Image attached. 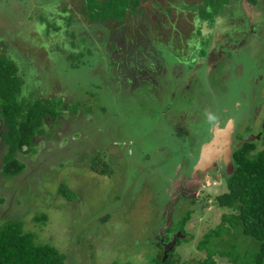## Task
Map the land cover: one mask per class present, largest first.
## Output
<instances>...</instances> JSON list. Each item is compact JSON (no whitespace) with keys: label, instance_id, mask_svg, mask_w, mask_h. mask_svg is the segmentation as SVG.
Wrapping results in <instances>:
<instances>
[{"label":"rangeland","instance_id":"rangeland-1","mask_svg":"<svg viewBox=\"0 0 264 264\" xmlns=\"http://www.w3.org/2000/svg\"><path fill=\"white\" fill-rule=\"evenodd\" d=\"M241 1H232L231 7H227L233 11L239 4L241 14L233 11L229 18L218 19L213 35L208 37L212 41L209 45L211 50L208 47L205 51L207 66L198 73L195 88L201 87V93L204 89L205 99L210 104H201L199 97L193 95L187 98L181 94V98H175L174 102L172 99L169 109L182 108L186 114L181 116L179 112L174 115L176 121L171 127L168 124L170 110L164 111L169 106V102L166 103L170 100L168 93L152 102L153 97L145 87L143 89V83L135 91L142 100H131V106L128 100L120 102L124 92L120 91L119 82L114 80L113 69L104 68L96 73L95 68L80 67L77 52L81 50L73 47L71 33L67 32L72 30L79 40L81 36L87 37L90 47L104 53L108 44L116 49L120 47L117 54H113L115 60H121L127 51L133 50V41L136 44L141 41L138 44L141 45L150 40L182 53L179 59L184 60L183 44L189 40L191 32L193 36L197 34L199 26H192L193 18L183 11L188 9L187 5L201 0H147L141 3V16L136 13L124 24L103 26L106 28L107 45L103 42L105 34L100 27L86 21L81 13L83 0H0V27L6 25V30H0V38L9 41L10 54L18 62V67L22 70L21 59L24 56L17 47L19 41L27 44L28 36L35 37L38 47L33 50L41 55L38 58L42 61L38 66L41 73L61 76L57 83L63 88L58 94L61 97H53L55 103L61 108L66 102L72 109L82 108V104L89 109L91 107L88 114L79 111L71 118L72 113H66L65 118L62 114L63 125H59L60 120L57 119L49 128H44L47 136L37 139V153L24 157L26 169L16 178L0 176V194L4 195L3 199L0 197L4 201L0 224L11 219L21 223L23 230L33 234L38 244L57 249L65 264H149L157 257L155 254L167 250L166 244L163 247L156 244V239L159 240L157 228L162 223L160 214L174 203L181 207L180 215H184L186 209L193 215L186 226L190 238L169 250L167 258L174 255V259L178 257L181 260L180 264L203 260L205 254L196 249L197 243L209 229L220 223L223 214L230 213L214 203L216 196L227 192L222 178L225 165L219 159L225 162L226 173H230L228 152L237 145L234 139H256L264 126V0H259L257 8L249 6L245 0ZM242 12L245 15L241 16ZM42 15L47 23L59 27V32L51 31L46 35L47 26L36 25ZM68 16L73 21L66 30L63 21ZM22 24L27 27V32L22 29L19 33L18 28L19 25L22 28ZM15 25V28H10ZM202 33L207 38L208 30L203 27ZM148 45L150 43L146 49ZM8 46L0 42V54H8ZM210 51L216 54L209 63ZM189 52L192 53L191 50ZM220 55L221 59H215ZM171 59L167 58L168 64L173 61ZM208 69L218 70L211 84ZM30 70L26 76L32 82L33 71ZM117 72L121 75L119 69ZM93 74L109 81L111 87L97 90L100 83ZM45 77L38 74L40 83L48 86L45 89H51L53 85ZM89 93L94 94L95 100L89 97ZM109 103L110 109H114V114L116 112L114 125H122L120 128L116 126L114 131L106 124L112 122V116L109 112H102ZM124 105L130 112L124 113L123 117L131 115L132 108L137 107L141 119L146 120L145 125L134 129L133 117L125 118L124 122L120 116L123 110L126 111ZM125 123L131 124V130L125 128ZM2 130L4 128L0 125V133ZM69 133H72L70 137ZM118 137L131 141L117 143L114 140ZM209 147L211 151L206 154ZM97 150L101 157L110 153L114 158L112 176H98L90 170L91 158ZM213 152L218 155L216 164L210 158L204 160L208 156H213L214 160ZM6 153L7 147L5 150L0 140V157ZM130 157L134 159L133 164L127 160ZM201 163L205 164L208 172L196 189L192 182L200 179L196 174V169H199L196 164ZM183 179L187 182L183 186L186 191L196 189L194 196L181 191L173 197L177 199L170 200L172 203L165 202L164 194L170 188L165 182H181ZM184 195L191 197L192 205L187 204V199H182L186 197ZM173 234L178 236L176 232ZM241 240L229 238L226 243L210 240L209 247L239 253L255 249L252 243L246 247L245 241L249 243L250 239ZM216 264L230 263L216 258Z\"/></svg>","mask_w":264,"mask_h":264},{"label":"trees","instance_id":"trees-1","mask_svg":"<svg viewBox=\"0 0 264 264\" xmlns=\"http://www.w3.org/2000/svg\"><path fill=\"white\" fill-rule=\"evenodd\" d=\"M146 1L147 0H83L84 4L81 13L86 21L100 27V30L105 34L103 42L107 45L106 28L103 26L112 23L124 24L129 17L136 13L141 16L143 13L141 12V3ZM232 1L239 3V0H201L199 3L186 6L188 9L183 12L187 14L190 13L193 18L192 26L196 25L199 26V28L196 32L197 34L193 36L194 33L191 32L189 40L183 44L182 51L185 54L184 60L179 59L182 53H176L170 46H165L149 39V42H143L141 45H138L141 41L138 44L133 41V50L127 51L123 58L121 60L118 59V61L115 60L116 57L113 54H117V49L120 47L116 49L114 45L111 47L108 44L106 47L107 49L104 47L106 52L104 53L101 50L97 51L90 47V40H88L87 37L81 36V40H79L78 35L74 34L72 30L68 31L67 34L71 33L70 37L72 38L73 47L81 50V52H77V61L79 59L80 67L95 68L96 73L104 68L108 69L110 67L113 69L112 74L114 80L119 82L120 91L124 92V97L120 102H126V100H128L127 103H130L131 100H142V96L136 94L135 91L137 89L136 87L143 83V89L145 87L153 97L152 102L160 100L161 96L168 93L170 100L166 103L169 102V106L164 111L170 110L171 116L168 118V124L171 126L174 125L176 121L173 117L174 115H178L179 112L181 116L186 114L185 110L182 108L179 110L174 108L169 109L172 99V102H174V99L179 98L181 94V97L186 96L187 98H191L193 95L199 97V102L201 104H210V101L205 99L206 94H204V89L201 93L202 88L200 87L196 90L195 85H197L198 73L201 72V68L204 69L207 66L204 61L207 57L205 51L209 45L211 46L212 41L209 40L208 37L213 35V31L217 26V20L220 19L222 21L226 17L229 18V15H232L233 11L237 12V14H241V11L238 10L237 7L233 11H229L231 10L230 3L232 5ZM245 1L252 7L259 5V0ZM228 6H230V9L227 8ZM166 12L169 13V10ZM34 16H36V13ZM72 21L73 19L71 16L64 19L63 26L66 27V30L70 27ZM38 22L39 23L36 24L37 26H42V24L47 26L45 31L46 35L51 31L55 33L59 32L60 28L54 23H47L43 15L39 17ZM5 27L1 26L0 30H6ZM203 27L209 32L208 35H206L207 38L203 36ZM194 28L195 27H193V29ZM22 29L24 30V28H18V32L20 33ZM28 37L29 40L27 44L21 40L23 47L20 48L17 46L24 55L21 59L23 65L22 70L18 67V62L16 63L13 60V54H10V47L8 46L10 45L9 41L6 40V38H0V42L8 46V48L6 47L8 54H0V125L4 128L0 133V140L3 145L7 147V153L3 159H0V176L9 178L18 177L26 169V160L24 157H29L37 153L36 146L39 144L37 139L47 136L44 133V128H49L57 119L60 120L59 125H63V120L60 119L62 114L65 118L66 113H72L70 115L71 118L72 115H75L79 111L83 114L91 112V107L90 109L84 107L82 102L80 103L82 104V108L78 107L73 109L69 102L62 103V108L60 104L55 103L56 101L54 99L61 97L58 94H60L63 87H60L57 83L61 76L41 73V68L38 67L39 61H41L38 58L41 55L34 51L35 48L37 49L38 43L35 37ZM192 38L193 40H191ZM188 42H190V47H188ZM148 43H150V45H148L146 49L145 46ZM210 48L211 47H209L208 50H211ZM189 50H191L192 53H190ZM170 57H172L171 60L173 61L168 64L167 58ZM15 58L18 59L17 57ZM77 67H79V65ZM118 69L121 75H118ZM29 70L35 72L34 75L32 72V82L29 81L30 77L26 76ZM86 71L90 73L88 69ZM216 71L218 70L208 69L207 71L210 84L212 83V77L217 73ZM38 74L43 77L46 76L45 78L51 81L50 84L53 85L51 89H45L48 86L46 83H40ZM97 77L98 80L96 81L100 83V88L99 85L96 86L97 90H101L102 87L105 88L104 86L107 87L111 85L109 81L102 80V78H99L100 76L95 75V78ZM175 90H178L179 93L174 92ZM92 95L94 94L89 93V97L93 98ZM148 96L149 95H147V97ZM193 99L192 97V100ZM59 101L57 103H59ZM166 103L164 104L166 105ZM108 105L109 107H104L102 112H109V116H112V122H107L106 124H109V127H107L108 129L114 131L117 126V124L114 125V116L116 112L114 114V109H110L111 104L109 103ZM129 106H131V103ZM138 107L142 109L143 106L139 104ZM123 109H126V111L123 110L121 115H117L123 117L124 113L130 112L125 105ZM110 110L113 112L111 113ZM131 111V115L122 118L123 121L126 122L125 118L130 119V117H133L134 129L142 127L143 124L145 125L146 120L141 119L142 115L140 110H137V107H135L134 109L132 108ZM188 111L189 109H186V112ZM121 126L117 127L120 128ZM125 128L131 130V124L126 125L125 123ZM214 128L215 127H213V129ZM152 129L159 130L160 128L152 127ZM71 135L72 133H69L68 137ZM213 137H215L214 132ZM258 137L259 139L253 138L246 142H243L246 139L239 141L235 139L237 145L232 148L229 156L231 164V166H229L231 169L230 173H226L228 168L225 162L219 159L220 163L225 165V167L223 166L222 168V178L226 184L227 192L216 196L214 203L218 208L229 210L230 213L223 214L220 217V223H218L215 228L209 229L197 243L196 249L200 253H204L205 258L203 260H195L193 264H216V258L226 259L230 264H264V126ZM232 138L235 137L232 136ZM114 141L117 143H126V141L131 140L125 137H118ZM18 155L20 156L19 159H17ZM100 155L98 150L93 153L89 167L90 170L98 176H112L114 158L110 153L103 157ZM206 158H210L213 162L215 160V164L218 162V156L217 159L215 158L214 160L213 156L205 157L204 160ZM127 160H130L132 164L134 163L133 157ZM199 161L200 158L197 159V162ZM182 162H184V159ZM203 163L200 165L196 164L199 167V169H196V174L200 177L196 189L201 183L204 174L208 172V168L203 169L201 167L205 165ZM212 173L216 178L217 176L214 171ZM165 183L170 185V188H168L164 194L166 197L165 202L169 203H171L170 200L182 190L183 186L187 184L186 179L181 180V182L167 180ZM184 196L186 197L182 199H187V204L192 205L191 197L188 195ZM167 198H169V201H167ZM3 202L2 199H0V204H3ZM2 209L3 208H0V216H2ZM174 209H176L175 212L178 213L176 221L174 225H171L167 230L168 232H165L166 235L170 233V237L167 236L163 242L169 245L175 238V246H177L180 245L182 241H187V239L190 238L186 226L191 221L193 212L186 209L184 215H180L179 211L181 207L177 206L176 208L175 206ZM175 212L173 213L171 224H173V219L176 215ZM160 215L162 217L163 213ZM43 217L45 218V216ZM34 220L38 221L39 218H35ZM40 220L43 221V219ZM177 224H179L178 228ZM0 225V264H65L64 257L57 249L49 245L38 244L33 234L23 230L21 223L11 219ZM175 232L178 233V236L173 237L172 235ZM229 238L230 240L233 238L242 240L250 239L251 242L247 243L245 241V245L247 247L248 244L252 243L255 249L252 251L244 250L239 253L235 251H219L209 247L210 240H219L220 243H226V240ZM156 242L158 243L157 239ZM154 252L157 253L158 251L154 248ZM162 254L163 253L158 255L155 254L157 257L152 259L149 264H180V259L178 257L174 259L175 256L173 255L169 259L167 258L169 257L167 254V259H164Z\"/></svg>","mask_w":264,"mask_h":264},{"label":"water","instance_id":"water-1","mask_svg":"<svg viewBox=\"0 0 264 264\" xmlns=\"http://www.w3.org/2000/svg\"><path fill=\"white\" fill-rule=\"evenodd\" d=\"M256 139H259V137L257 136L256 137ZM247 140H244L243 142H246ZM211 151V147H209V149H208V152H206V154H208L209 152ZM228 159H229V156H230V152H228ZM217 156L218 155H214V159L216 158L217 159ZM215 161V160H214ZM205 166V165H204ZM203 166V168L204 169H206L207 167H204ZM200 181V179H194L193 180V184H192V186H196L197 184H198V182ZM190 194H192L193 196H194V194H195V191L194 192H190ZM174 199H177V197H175V198H172V200H174ZM174 204H170L169 205V207H167L166 208V210H165V218H164V224H163V226H162V229L160 230V232L163 234L164 232H166V230L168 229V228H170V226H171V219H172V213H173V211H174ZM175 244H176V240H175V238L172 240V242L169 244V245H167L166 247L167 248H169V249H167V250H165L164 251V255H163V257H164V259H166V255H167V253H168V251L169 250H172L174 247H175Z\"/></svg>","mask_w":264,"mask_h":264},{"label":"flooded vegetation","instance_id":"flooded-vegetation-1","mask_svg":"<svg viewBox=\"0 0 264 264\" xmlns=\"http://www.w3.org/2000/svg\"><path fill=\"white\" fill-rule=\"evenodd\" d=\"M4 24H6V23H4ZM4 24H2V25H4ZM5 26H6V25H5ZM8 27H10V26H8ZM15 27H16V25H15L14 27H10V28H15ZM19 28H21L20 25H19ZM22 28H24V30L27 32V27L25 26V24H22ZM30 33H33V32H30ZM30 33H28V34L30 35ZM31 37H32V36H31ZM215 38H216V37H215ZM216 40H218V38H216ZM216 43H221V41H216ZM18 46H19V47H22V46H23V43H22L21 40L19 41ZM210 53H212V56H211V58H210L209 63L213 60V58H214L213 56H215L216 52L214 53V52H211V51H210ZM210 53H209V54H210ZM215 59H218V60L221 59V55H220V56H217ZM233 136H234V135H233ZM234 140H235V139H234ZM3 147L6 148L4 145H3ZM0 159H3V155L0 157ZM216 163H217V162H216ZM215 174H216V173H215ZM181 191H185L186 193L188 192V194L190 193V191H186L184 188H182ZM181 191H180V192H181ZM0 197L3 199V197H4L3 193L0 194ZM171 203H172V202H171ZM172 204H174V203H172ZM175 206H176V204H174L173 207H175ZM0 208H3V204H0ZM176 208H177V206H176ZM175 211H176V209H175ZM175 213H176V212H175ZM168 229H169V228H168ZM168 229H167V230H168ZM167 230H166V231H167ZM167 232H168V231H167ZM167 236L170 237V233H168ZM167 236H164V235H161V234H160V235H157L158 239L161 241V242H160V241L158 240V243H157L158 247H159V246H162V247L164 246L165 242H163V240L166 239ZM172 236L175 237V234H173ZM171 238H172V237H171ZM167 241H168V238H167ZM167 241H166V243H167ZM162 242H163V243H162Z\"/></svg>","mask_w":264,"mask_h":264},{"label":"clouds","instance_id":"clouds-1","mask_svg":"<svg viewBox=\"0 0 264 264\" xmlns=\"http://www.w3.org/2000/svg\"><path fill=\"white\" fill-rule=\"evenodd\" d=\"M174 212H175V209H174L173 213H174ZM173 213H172V216H173ZM165 214H166V213H165V210H164V212H163V216H162L163 218H165ZM163 218H162V220H164ZM163 224H164V223H163V221H162V223L160 224V226H158V228H157V235H160V234H161V235L167 236V235L165 234V232L162 234V233L160 232V230H159V228H161V227L163 226ZM166 246H167V245H166ZM167 249H169V248H167ZM163 253H164V252H163ZM166 256H167V255H166ZM166 259H167V258H166Z\"/></svg>","mask_w":264,"mask_h":264},{"label":"crops","instance_id":"crops-1","mask_svg":"<svg viewBox=\"0 0 264 264\" xmlns=\"http://www.w3.org/2000/svg\"><path fill=\"white\" fill-rule=\"evenodd\" d=\"M239 2H242L241 0H239ZM248 4V3H247ZM240 5H242L241 3H240ZM249 5V4H248ZM250 6V5H249ZM237 8H239V4H238V6H237ZM243 15H245V13L244 12H242V16ZM244 17H246V16H244ZM163 221V223L165 222L164 220H162ZM172 225V224H171Z\"/></svg>","mask_w":264,"mask_h":264}]
</instances>
